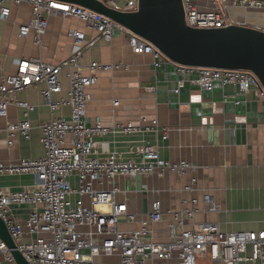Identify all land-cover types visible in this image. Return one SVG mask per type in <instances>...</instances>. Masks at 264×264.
I'll return each instance as SVG.
<instances>
[{"label": "built area", "instance_id": "1", "mask_svg": "<svg viewBox=\"0 0 264 264\" xmlns=\"http://www.w3.org/2000/svg\"><path fill=\"white\" fill-rule=\"evenodd\" d=\"M106 5L121 11L137 9V0H102ZM182 0L187 25L197 28L224 27L245 24L264 30V22L248 20L250 13L264 15V0ZM26 3L31 16L21 23L18 32L26 37L32 34L33 43L40 45V37L47 25L45 14L57 10L72 15L89 27L94 34L86 36L78 28L68 30L72 38L68 56L59 62L41 57L16 59L13 72L0 76V116L7 114L8 106L23 108L24 118L8 122L5 126L7 143L21 135L30 137L28 119L33 105L19 99L16 94L31 85L43 83L41 97L50 112L68 105L69 118L49 117L39 124V141L42 152L38 156L19 157L16 160L0 159V174H31L34 180L19 189L0 187V218L14 244L29 264H100L98 255L117 254L118 264H198L199 258L211 264H264V229L221 231L215 222L193 221L198 212L196 197L189 204L173 209L163 207L154 198L145 214L130 211L125 190L116 182L117 177L134 178L137 174L162 177L166 173H185L195 165L187 160L172 161L159 155L158 147L142 139L129 146L132 157L125 158L121 151L110 150L106 140L98 137L118 132L135 134L156 128L157 120L145 123L113 121L105 124L99 119L85 120L91 87L100 72L126 69L122 62L90 60L80 62L83 52L100 39L110 40L114 31L127 35L128 45L135 53H151L153 64L163 62L165 56L155 46L103 14L82 6L56 0H0V19L10 14V4ZM241 8L245 19L229 13ZM258 15V14H253ZM258 15V16H261ZM257 16V17H258ZM66 69L68 93L66 98L54 100L53 93L61 89L59 75ZM178 71L198 73L195 80L202 88L211 89L215 81L233 86L263 102L264 90L259 88L254 74L242 69L177 65ZM174 92H177L175 89ZM117 101H114L116 103ZM76 179V186L71 184ZM196 178L184 186L195 188ZM207 199V198H206ZM185 200V199H184ZM208 200L211 199L208 198ZM28 207L22 218L15 216L18 207ZM214 210L212 203L208 207ZM138 222V227L123 229L121 219ZM164 221L166 239L154 236L152 224ZM189 223V224H188ZM16 264L11 248L0 239V264Z\"/></svg>", "mask_w": 264, "mask_h": 264}, {"label": "crops", "instance_id": "2", "mask_svg": "<svg viewBox=\"0 0 264 264\" xmlns=\"http://www.w3.org/2000/svg\"><path fill=\"white\" fill-rule=\"evenodd\" d=\"M194 1L199 5L204 3L203 0ZM228 10L239 19H245L243 15L246 13L241 8ZM253 14L261 15L262 12L250 13L248 20L264 22V15ZM30 16L28 4H10L8 18L0 19V76L15 70L17 58L41 57L49 62L64 59L72 45L69 29H81L86 36L94 34L75 16L62 15L54 10L45 14L46 29L40 37V45H37L33 43L31 33L23 37L18 32L19 24L27 23ZM90 60L122 62L127 67L98 74L96 83L90 89L91 98L85 116L87 121L99 119L105 124L116 120L136 123L144 117L145 123L152 119L158 123L157 130L154 128L135 134L118 132L114 136L108 134L98 139L108 141L109 149L121 151L125 158L133 156L129 146L146 139L158 147L161 158L172 161L184 159L195 165L194 169L182 174L169 172L162 177L137 174L133 179L117 177L115 180L125 190L130 211L145 214L154 198L163 207L176 209L188 205L189 200L196 197L199 210L193 216V221L215 222L221 231L264 229V116L225 112L221 102L201 98L196 89L191 90L190 94L179 95V106L170 107L168 102L160 99L176 92L163 93L160 89L165 86L156 85L152 80V54L133 52L128 45L127 35L118 31H114L110 40L100 39L83 52L80 62L85 65ZM59 79L61 89L52 94L54 100L67 97L69 85L66 69L60 72ZM43 87V83L31 85L16 94L19 99L33 105L28 114L31 125L29 139L16 135L12 143H7L6 123L23 119L22 107L10 104L7 114L0 116L1 160L40 155L39 124L51 116L69 118L70 109L66 104L50 112L40 94ZM220 95L218 90L212 93L213 97ZM245 95L247 100H252L253 91L249 90ZM193 101L200 104L199 115L194 117L188 105ZM260 108L258 101L257 110ZM191 177L196 178L195 188L186 190L184 186L191 183ZM33 180L31 174H0V187L16 190ZM212 203L216 207L214 210L208 208ZM27 211L28 207L22 206L14 214L22 218ZM119 227L135 228L138 222H127L122 218ZM152 227L156 239H166L164 221L156 222ZM200 259L198 264H202ZM96 260L100 264H118L119 258L114 253L98 255ZM174 262L175 259L170 264Z\"/></svg>", "mask_w": 264, "mask_h": 264}, {"label": "water", "instance_id": "3", "mask_svg": "<svg viewBox=\"0 0 264 264\" xmlns=\"http://www.w3.org/2000/svg\"><path fill=\"white\" fill-rule=\"evenodd\" d=\"M56 1L99 12L155 46L165 59L151 65L154 71L152 80L156 85L165 86L160 89L163 93L177 90L175 95L160 99L168 102L170 107L179 106V95L190 94L191 90L196 89L201 98L221 102L225 112L264 116L263 102L260 101L261 108L257 110L259 100L254 95L252 100H247L243 91L230 89L229 85L220 81H215L211 89H204L198 83H190L198 78L197 72L177 70V65L247 70L254 74L259 88L264 90V30L245 24L190 27L185 20L182 0H137L134 11L116 10L102 0ZM216 90L221 95L213 97L212 93ZM188 105L192 116H198L199 102H188ZM0 239L11 248L16 264H29L14 248L15 244L1 218Z\"/></svg>", "mask_w": 264, "mask_h": 264}, {"label": "rangeland", "instance_id": "4", "mask_svg": "<svg viewBox=\"0 0 264 264\" xmlns=\"http://www.w3.org/2000/svg\"><path fill=\"white\" fill-rule=\"evenodd\" d=\"M71 184H72V186L73 187H75L76 186V179L75 178H73V179H71ZM199 260V257H198V255H197V261ZM200 262L202 263V264H210L209 262H208V260H206V259H200Z\"/></svg>", "mask_w": 264, "mask_h": 264}]
</instances>
